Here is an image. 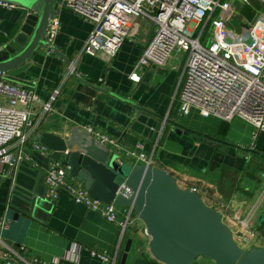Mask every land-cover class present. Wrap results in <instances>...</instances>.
<instances>
[{"label":"crops","instance_id":"1","mask_svg":"<svg viewBox=\"0 0 264 264\" xmlns=\"http://www.w3.org/2000/svg\"><path fill=\"white\" fill-rule=\"evenodd\" d=\"M222 1L227 4L226 16L232 27L235 22L240 29L242 21L249 24L256 19L264 20L261 0H249L248 4L241 0ZM55 7L54 16L60 26L53 45L68 62L54 52L46 55L41 46L24 63L0 74L1 81L30 89L38 97L31 107V125L20 147L22 163L15 171L3 164L5 172L0 171V218L12 180L18 186H33L37 173L51 164L47 157L49 150L36 139L41 132L65 139L73 125L93 126L120 140L119 152L129 163L132 162L124 156V150L142 142L146 151L153 152L155 166L175 176L180 187L195 186L206 204L220 211L233 237L247 234L253 238L250 243L246 242L247 248L264 247V146L253 151L209 138L201 139L193 133L177 132L175 125L164 119L156 120L154 130L139 123L135 126L139 133L132 130L129 126L137 111L122 98H130L171 121L191 126L177 115L176 87L182 75V62L172 56L165 66L154 64L136 68L139 54L148 40L149 26L141 20L135 34L124 39L114 56L84 53L83 45L92 24L68 8ZM29 15L32 12L21 5L9 8L0 4V48L28 24ZM7 55L0 51V56ZM71 67L74 72L70 71ZM55 90L56 95L51 99ZM7 99L6 94H0V105H7ZM45 102L50 104L48 111L41 107ZM203 118L223 122L214 117ZM233 119L225 122L231 124ZM254 132L252 127L251 137L256 135ZM207 133L220 140L226 138V132L219 129ZM8 148V153L15 155L18 142L11 141ZM43 206L45 209L38 210L36 217L25 221L23 226L13 229L8 224L0 232L3 242L11 248L10 254L13 249L18 261L22 257L57 261V264H112L91 253L95 250L112 256L116 254L114 263L122 264L124 243L130 238L124 264H165L152 256L147 245L149 237L137 215H131L128 230L118 244L117 229L97 212L88 211L75 202L65 191L60 192L54 203L45 202ZM118 212L123 216L127 207L120 206ZM244 220L248 227L241 225ZM76 245L81 247L78 253Z\"/></svg>","mask_w":264,"mask_h":264},{"label":"built area","instance_id":"2","mask_svg":"<svg viewBox=\"0 0 264 264\" xmlns=\"http://www.w3.org/2000/svg\"><path fill=\"white\" fill-rule=\"evenodd\" d=\"M250 3L249 0H241ZM264 2V0H261ZM9 8L15 4L0 0ZM56 5L70 9L74 14L92 24L85 38L83 52L112 57L126 37L135 34L139 20L149 26L148 40L143 46L137 67L147 65L165 66L172 56L182 62V75L176 87L177 115L188 116L196 111L202 117H214L220 121L242 118L254 128V134L264 133V20L256 19L241 31L229 25L227 4L222 0H57ZM264 18V16H263ZM42 46L46 55L53 52V38L60 24L50 18ZM2 51V48H0ZM70 71L74 72L73 67ZM78 75V74H77ZM80 76V75H79ZM51 99L56 95L53 92ZM0 94L8 96L7 105H0V171L2 165L15 167L23 158L20 147L26 139V129L31 125V107L38 97L30 89L13 86L0 80ZM21 104L22 106H18ZM48 111L50 104L42 103ZM166 118V116H165ZM165 121V119H164ZM99 142L106 143L116 155L119 164L125 162L119 152L121 143L93 126L85 127ZM16 140L19 149L15 155L8 153V144ZM65 151L64 153H66ZM124 156L131 164H151L153 152H148L142 142L132 149H125ZM63 158V157H61ZM59 160H51L44 170L45 192L48 199H57L65 191L73 200L88 211L97 212L119 233L118 244L124 238L131 222L132 209L120 215L114 201L103 203L88 195L83 183L69 176L71 166ZM178 184V183H177ZM183 188V187H182ZM189 189L196 191V187ZM131 189L118 185L115 195L130 197ZM124 206V205H123ZM241 225L248 227L247 220ZM8 220L0 218V232L6 229ZM146 235L147 231L144 228ZM78 253L81 247L74 246ZM0 236V264H57L37 259L14 258V251ZM103 262L115 264L116 254L91 251ZM12 256V257H11Z\"/></svg>","mask_w":264,"mask_h":264},{"label":"water","instance_id":"3","mask_svg":"<svg viewBox=\"0 0 264 264\" xmlns=\"http://www.w3.org/2000/svg\"><path fill=\"white\" fill-rule=\"evenodd\" d=\"M4 1L21 5L29 9L32 15L28 17L29 25L25 24L2 47V52L8 55L0 58V74L16 68L39 47L47 45L44 36L57 3V0ZM248 26L246 22H240L241 31ZM51 48L68 62L54 45ZM79 77L85 81L82 76ZM122 99L131 103L137 111L129 126L137 133L136 124L147 125L154 130L156 120L165 119L175 125L177 132L193 133L201 139L209 138L224 145H232L226 140L171 121L137 105L130 98ZM36 139L49 150L47 157L50 160L61 159L62 164L71 166L69 176L82 182L88 195L103 203L114 201L116 206L124 205L135 212L146 228L149 237L147 245L157 261L165 264H195L194 259L203 255L214 261V264H264V247L240 248L233 239L232 229L222 221L220 211L208 206L198 192L180 187L176 177L159 166L139 163L127 168L124 162L119 164L108 145L97 141L81 125L71 126L65 139L46 132H41ZM22 161L23 158H20L13 171L19 168ZM44 178V171L40 170L35 176L34 185L30 187L18 186L11 179L4 216L13 229L35 218L38 210L45 209V202L54 203L53 199L44 196ZM123 182L132 191L128 198L115 195L118 185ZM130 242V238L125 240L120 259L122 264L130 249Z\"/></svg>","mask_w":264,"mask_h":264},{"label":"rangeland","instance_id":"4","mask_svg":"<svg viewBox=\"0 0 264 264\" xmlns=\"http://www.w3.org/2000/svg\"><path fill=\"white\" fill-rule=\"evenodd\" d=\"M238 26H239L238 23L235 22L233 28L238 30L239 29ZM181 120L184 121L185 124H190L192 126L188 128H192L194 130H197L205 134H207V131L215 132L218 129L223 133L226 132L224 136L226 138L224 140H226L232 145L239 147L240 149L244 148V149H252L253 151H257L259 148L264 146V133L261 132L251 137L252 125L249 122H246L242 118L240 119L236 117L235 119L232 120L231 124L226 123L225 121L218 123L217 121H214L213 119L210 118L205 119L198 112L193 111L188 116H182ZM124 165L125 167L129 168L132 164L125 161ZM233 239L240 248L244 247L245 249H249L247 248L249 244H246V242L250 243L253 240V238H251L247 234L244 235L243 237L234 236ZM194 261L195 264H214V261L204 257L203 255H198L194 259Z\"/></svg>","mask_w":264,"mask_h":264},{"label":"trees","instance_id":"5","mask_svg":"<svg viewBox=\"0 0 264 264\" xmlns=\"http://www.w3.org/2000/svg\"><path fill=\"white\" fill-rule=\"evenodd\" d=\"M2 57H4V56H0V58H2ZM131 215H136L135 212H134L133 210H132Z\"/></svg>","mask_w":264,"mask_h":264}]
</instances>
